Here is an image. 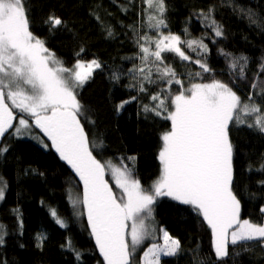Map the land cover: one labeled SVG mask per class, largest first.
<instances>
[{"label":"trees","instance_id":"16d2710c","mask_svg":"<svg viewBox=\"0 0 264 264\" xmlns=\"http://www.w3.org/2000/svg\"><path fill=\"white\" fill-rule=\"evenodd\" d=\"M165 2L167 28L160 31L165 35L169 32L177 34L182 40L203 37L207 51L200 56L183 45L181 47L193 60L202 57L212 69L190 80L191 73L201 71L196 64L181 61L174 53H162L169 58L166 63L174 65L177 78L185 87H191V83L219 80L229 84L246 101L249 92L254 91L252 82L255 80L257 85L264 82V73L256 75L261 57H264V33L254 25L249 26L247 19H241L238 13L220 7V0ZM235 3L264 14V0H235ZM25 5L30 30L45 42L64 66L71 68L77 60L90 62L92 59L101 64L77 91V99L93 121H82L90 143L103 141L102 148L91 150L102 163L112 161L121 167L132 168L142 187L150 189L160 173L161 136L170 130L171 124L162 118L167 112L157 117L152 112L146 113L143 108L145 104L156 103L151 100V95L165 89L167 91L161 98L167 96L165 102L171 106L169 93L176 94L180 88V85L158 82L146 84L148 91L141 93L128 72L134 64H141L137 57L143 53L138 42L144 44L145 41L139 37L156 35L148 20L152 10L143 0H25ZM212 5L216 6V20L224 26L223 37H215L211 29H204L197 15ZM50 15L59 17L64 23L50 31L45 23ZM109 28L112 36L108 35ZM146 46L154 50V40ZM220 50L249 57L245 80L230 75L228 61L220 55ZM114 73L118 79H113ZM256 99L264 104V100ZM123 101L129 102L118 107ZM8 135L6 133L4 137ZM229 136L234 146L233 187L242 204L241 218L261 223L264 186L258 181L264 180V174L255 169L264 160V136L247 127L231 125ZM4 137L0 139V148H7L0 155V181L4 192V198L0 200V234L3 235L0 264H104L91 236L86 211L82 203L74 206L71 197L82 201L84 189L79 177L60 159L43 135L37 140L11 135L7 143ZM42 142L46 146L39 144ZM250 165L253 167L251 172ZM106 180L116 194L111 178L108 176ZM153 208L154 219L146 221L148 230L167 231L180 241L182 248L178 256L162 258L161 264H190L192 250L197 246L202 253H210L215 259L211 230L190 206L165 196L159 197ZM52 209L64 220L66 227L55 222L50 212ZM41 236L46 238L38 239ZM236 251L240 254H230L225 258L226 264H264V250L259 247L250 251L237 248Z\"/></svg>","mask_w":264,"mask_h":264},{"label":"snow or ice","instance_id":"6c2138e0","mask_svg":"<svg viewBox=\"0 0 264 264\" xmlns=\"http://www.w3.org/2000/svg\"><path fill=\"white\" fill-rule=\"evenodd\" d=\"M143 2L152 10L148 20L156 35L139 37L145 41L144 44L138 42L143 53L137 57L141 64H134L128 72L141 93L148 91L146 84L180 85L176 94L169 93L171 106L165 102L167 96L161 98L167 91L165 89L151 95V100L156 103L145 104L143 108L146 113L152 112L157 117L167 112L162 118L171 124L170 130L161 136L162 147L158 154L160 174L150 189L142 187L132 168L116 167L111 161L102 163L93 155L91 149L102 148L103 141L90 143L82 121H93L77 99V89L84 86L101 64L92 59L90 62L77 60L71 68L64 66L45 42L30 30L25 0H0V137L6 133L23 135L34 123L51 141V147L60 159L83 183V199L75 201L74 206L82 203L91 236L104 264H136L138 248L152 235L145 222L154 219L153 205L159 197L165 196L190 206L211 230L215 259L210 253H202L197 246L192 250L190 264H226L225 258L230 254H240L237 248L250 251L259 247L264 250V223L241 218L242 204L233 187L234 146L229 136L230 125L247 127L264 136V104L256 99L264 100V82L260 85L255 80L252 82L254 91L249 92L246 101L229 84L219 80L191 83V87H185L177 78L174 65L166 63L169 58L162 53H174L181 61L196 64L201 71L190 74L189 79H194L212 69L202 57L193 60L186 55L181 45L200 56L207 51L204 38L182 40L171 32L163 34L160 29L167 28L165 0ZM220 7L238 13L241 19H247L249 26L254 25L264 33V14L251 7L245 9L235 0H220ZM215 12L216 6L212 5L197 15L204 29H211L215 37H223L224 26L216 20ZM45 23L51 31L64 22L50 15ZM107 32L109 36L113 35L110 28ZM185 34L188 35L187 29ZM153 40L154 50L146 46ZM220 55L228 61L230 75H238L240 80L247 78L249 57L234 56L224 50H220ZM258 69L257 76L264 73V57H261ZM118 78L114 73L113 79ZM128 102L123 101L118 107L122 108ZM13 109L25 114L19 117L18 126L13 125V120L17 119ZM13 128L14 132L9 133ZM6 151V147L0 148V155ZM129 159L134 161L135 157ZM106 165L120 189L119 195L114 194L104 179ZM251 171L253 167L250 165ZM255 171L264 174V160ZM258 183L264 186V180ZM3 198L4 192L0 188V200ZM50 212L60 227H66L54 209ZM260 213L264 219V205L260 207ZM129 221L130 232L127 231ZM160 231H163L164 245L152 244L143 254V264H161V256L174 257L181 253L180 241L170 237L167 231ZM2 243L3 235L0 234ZM76 255L79 260L80 254L77 252Z\"/></svg>","mask_w":264,"mask_h":264},{"label":"rangeland","instance_id":"374dc122","mask_svg":"<svg viewBox=\"0 0 264 264\" xmlns=\"http://www.w3.org/2000/svg\"><path fill=\"white\" fill-rule=\"evenodd\" d=\"M80 89V88H79ZM79 89H77V91L79 90ZM13 113H14V115L17 117V119H14L13 120V125L14 126H18V122H19V117L20 116H22V115H25V114H23V113H20L18 110H16V109H13ZM27 119H29V120H32V118L31 117H26ZM11 132H14V128L13 129H9V133H11ZM24 136H26V137H30V138H32V139H40V137L43 135L44 136V134H43V132H41L40 131V129L39 128H36V126H35V124L34 123H31L30 124V128L28 129V130H25L24 131V134H23ZM10 137H11V135H8L6 138L4 137V141H5V143H7V141L10 139ZM34 137V138H33ZM45 138H47L46 136H44ZM0 139H1V137H0ZM48 139V138H47ZM50 141V140H49ZM51 142V141H50ZM41 146H45V143H39ZM112 162V161H111ZM112 165L113 166H116V167H121L120 165H118V164H116V163H114V162H112ZM122 168V167H121ZM160 174V173H159ZM110 177L111 178V181H112V183L115 185V187H116V189H117V191H116V194L117 195H119L120 194V189H118L117 188V186H116V183H115V179H114V177H113V175H112V172H111V169L110 168H108L107 167V165H106V167H105V174H104V179H105V181L106 182H108L107 180H106V178L107 177ZM108 184H109V182H108ZM109 187H110V184H109ZM0 188H2L3 189V184H2V182L0 181ZM111 188V187H110ZM114 192V191H113ZM71 197H72V200H73V202H75L76 201V199L78 198V197H75V196H73V195H71ZM83 199V194H82V197H81V200ZM76 206H78L79 205V203H76L75 204ZM87 214V213H86ZM129 223V229L127 230V231H129L130 232V226H131V221H129L128 222ZM146 223V222H145ZM261 223H264V219L262 220V222ZM146 227L148 228V226H147V223H146ZM151 233H152V235H151V237L149 238V239H147L144 243H143V245H141L139 248H138V250H137V253H136V256H135V261H136V264H143V261H144V256H143V254H144V252L145 251H147V249L152 245V244H159V245H161V246H163L164 245V243H165V241H164V235H163V231H160V230H152V231H150ZM170 236V235H169ZM171 237V236H170ZM129 240H130V237H129ZM162 258H164V256H161V259ZM102 263H104V262H102Z\"/></svg>","mask_w":264,"mask_h":264}]
</instances>
